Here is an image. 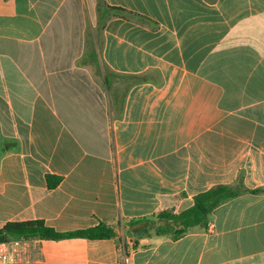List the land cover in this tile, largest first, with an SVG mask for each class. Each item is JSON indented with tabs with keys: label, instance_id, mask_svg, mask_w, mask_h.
I'll list each match as a JSON object with an SVG mask.
<instances>
[{
	"label": "crops",
	"instance_id": "crops-1",
	"mask_svg": "<svg viewBox=\"0 0 264 264\" xmlns=\"http://www.w3.org/2000/svg\"><path fill=\"white\" fill-rule=\"evenodd\" d=\"M103 2L124 12L0 0V229L116 232L13 240L14 264H264V0ZM240 183L207 228L126 235Z\"/></svg>",
	"mask_w": 264,
	"mask_h": 264
},
{
	"label": "trees",
	"instance_id": "trees-1",
	"mask_svg": "<svg viewBox=\"0 0 264 264\" xmlns=\"http://www.w3.org/2000/svg\"><path fill=\"white\" fill-rule=\"evenodd\" d=\"M105 3L99 0V8H103ZM106 8L116 11L106 6ZM124 12V11H122ZM111 74L107 72L109 78ZM124 79H130L132 84L144 82L143 77L127 76ZM246 189L240 183L237 186L220 185L206 192L200 193L194 197V205L184 212L177 213L174 209H164L148 217L132 219L125 223L126 235L131 239L133 248H137L139 240L152 236H171L173 239H179L189 233L194 228H207L209 226V216L219 205L225 201L234 198ZM116 236L113 227L106 224H100L76 233H57L47 227L42 221H32L25 223H8L0 229V242L10 241H31L42 240H60L65 238H85L89 240L111 239Z\"/></svg>",
	"mask_w": 264,
	"mask_h": 264
},
{
	"label": "built area",
	"instance_id": "built-area-1",
	"mask_svg": "<svg viewBox=\"0 0 264 264\" xmlns=\"http://www.w3.org/2000/svg\"><path fill=\"white\" fill-rule=\"evenodd\" d=\"M14 244L10 242H0V264H14L12 259V246Z\"/></svg>",
	"mask_w": 264,
	"mask_h": 264
}]
</instances>
